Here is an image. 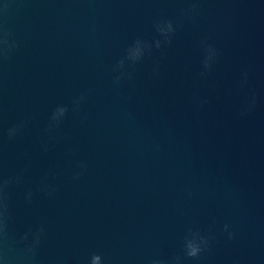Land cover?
<instances>
[{"label": "water", "instance_id": "95a60500", "mask_svg": "<svg viewBox=\"0 0 264 264\" xmlns=\"http://www.w3.org/2000/svg\"><path fill=\"white\" fill-rule=\"evenodd\" d=\"M5 32L0 264H264V0H0Z\"/></svg>", "mask_w": 264, "mask_h": 264}, {"label": "clouds", "instance_id": "9594fccd", "mask_svg": "<svg viewBox=\"0 0 264 264\" xmlns=\"http://www.w3.org/2000/svg\"><path fill=\"white\" fill-rule=\"evenodd\" d=\"M189 11H194V9H191ZM171 23L168 24V29L171 30ZM8 33L5 32L3 34V37L0 38V45H3L2 48H0V52L3 53L4 57L7 58L8 52L13 47V44L9 42L7 39ZM146 45H144L140 40H137L135 42V45L130 47L127 51V59L130 60L133 63L139 62L143 56H144V48ZM157 47H159V42H157ZM210 51L209 59L211 58V55L214 54L212 50ZM124 66V60L119 61L117 65V69H121ZM205 66H208V61H205ZM120 79H122L121 76H117L115 82H119ZM84 99V96L79 97L76 101H74V104L77 106L79 105V102ZM74 110H76L74 108ZM68 109L64 106L58 107L52 114L51 121L49 123V127L47 131H51L53 128L58 127L61 119L66 115ZM18 130V127H14L9 130V136L15 134V132ZM10 180H4L0 182V193H3L4 189L7 187V185L10 183ZM9 205L7 203V200L0 196V235H4L6 237L7 235V220L10 219V217L7 215L8 213ZM227 225H225V231H227ZM44 232L43 227L38 229L35 233H32V241L31 243H28L29 240V233H25L22 237H20V240L17 241V243H25L26 247L29 252L35 253L36 249L39 247L42 239V234ZM229 238H232V234L229 235ZM212 239L211 236H203L200 232H191L189 236L185 237L184 240V254L186 257L195 259L200 256V254L205 251L208 247L209 240ZM181 258L175 257L176 264H180ZM89 264H104V258L100 254L93 253L90 257ZM152 264H162L161 261H153Z\"/></svg>", "mask_w": 264, "mask_h": 264}]
</instances>
